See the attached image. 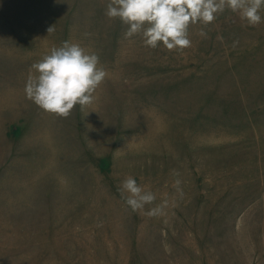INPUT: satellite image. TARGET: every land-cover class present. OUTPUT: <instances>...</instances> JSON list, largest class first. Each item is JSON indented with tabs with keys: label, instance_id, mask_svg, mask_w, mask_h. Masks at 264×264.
Segmentation results:
<instances>
[{
	"label": "rangeland",
	"instance_id": "1",
	"mask_svg": "<svg viewBox=\"0 0 264 264\" xmlns=\"http://www.w3.org/2000/svg\"><path fill=\"white\" fill-rule=\"evenodd\" d=\"M106 7L0 0V264H264V20L225 9L177 51ZM66 40L108 76L62 116L25 84ZM128 176L155 195L143 209Z\"/></svg>",
	"mask_w": 264,
	"mask_h": 264
},
{
	"label": "clouds",
	"instance_id": "2",
	"mask_svg": "<svg viewBox=\"0 0 264 264\" xmlns=\"http://www.w3.org/2000/svg\"><path fill=\"white\" fill-rule=\"evenodd\" d=\"M225 9L252 26L264 20V0H107L105 15L119 18L128 26L126 38L140 34L143 43L151 48L162 42L169 50L183 51L191 45L189 25H207ZM107 76L96 52L66 40L31 65L25 93L43 110L68 116L77 104L83 109L96 99ZM119 191L133 211L155 200L154 193L145 191L133 176L121 182ZM158 211L153 208L150 214Z\"/></svg>",
	"mask_w": 264,
	"mask_h": 264
}]
</instances>
